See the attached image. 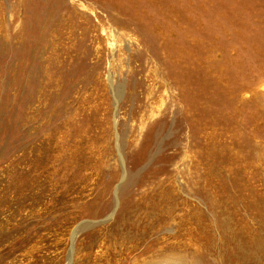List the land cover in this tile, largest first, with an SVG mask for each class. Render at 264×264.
Here are the masks:
<instances>
[{"label":"rangeland","instance_id":"obj_1","mask_svg":"<svg viewBox=\"0 0 264 264\" xmlns=\"http://www.w3.org/2000/svg\"><path fill=\"white\" fill-rule=\"evenodd\" d=\"M0 211V264H264V0H0Z\"/></svg>","mask_w":264,"mask_h":264},{"label":"bare ground","instance_id":"obj_2","mask_svg":"<svg viewBox=\"0 0 264 264\" xmlns=\"http://www.w3.org/2000/svg\"><path fill=\"white\" fill-rule=\"evenodd\" d=\"M68 62V61H67ZM69 70V69H68ZM67 70V71H68ZM70 73V72H69ZM72 75V74H71ZM67 76V75H66ZM75 80V79H74ZM64 82V81H63ZM66 83V82H65ZM64 83V84H65ZM71 86V85H70ZM69 86V87H70ZM61 88V87H60ZM64 92V91H63ZM47 93V92H46ZM43 94V93H42ZM71 94V93H70ZM69 94V95H70ZM68 95V94H67ZM42 101L46 99L45 95H42L41 97ZM67 97H65L66 99ZM53 99V98H52ZM51 100V99H50ZM53 101V100H52ZM51 104V103H50ZM49 105V104H48ZM57 106V105H56ZM59 106V105H58ZM64 107H65V116L67 114V110H68V103L64 100ZM48 108V107H47ZM71 108V107H70ZM62 110V108H61ZM60 110V111H61ZM43 111V110H41ZM49 111V109H48ZM47 111V112H48ZM63 112V110H62ZM71 116V115H70ZM42 117V116H41ZM43 119V118H42ZM67 120L66 124L67 126H70V122L69 119L66 118L65 121ZM43 121V120H42ZM46 124V123H45ZM51 125V123H50ZM44 128V127H43ZM45 129V128H44ZM48 129V128H47ZM43 130V129H42ZM72 134V133H71ZM33 135V134H32ZM85 137V136H84ZM42 139H38L37 137L33 138L31 140V147L29 150V158H30V181L27 183V188H26V193L22 192L23 197H26L25 199L29 200L30 202V210L32 212V216L36 215L34 213L35 209L38 208V206H42V208H44L45 206L41 204V199L39 198H45L47 195V193L50 194H54L55 190L57 189V184L54 180H53V166L49 167L47 164V160H45V158L42 156V146L44 149L45 144L51 140V138H49L46 134H42L41 137ZM56 139V138H55ZM72 139V138H71ZM70 139V140H71ZM60 142V141H59ZM58 146V145H57ZM56 146V147H57ZM62 146V145H61ZM57 149V148H56ZM71 149V148H70ZM48 152V151H47ZM46 152V153H47ZM59 152V151H58ZM38 153H41V156H37ZM79 153V152H78ZM60 156V155H59ZM63 156L61 155L60 158H62ZM49 158V157H48ZM59 158V157H58ZM59 158V159H60ZM65 159V158H64ZM67 159V158H66ZM28 160V158H27ZM53 160V159H52ZM54 162H57V158H54L53 164ZM64 162V160H63ZM62 162V163H63ZM72 162V161H70ZM61 163V164H62ZM69 162L65 161L64 162V166L68 165ZM59 168V167H58ZM66 172V171H64ZM60 173V172H59ZM58 174V173H57ZM60 175V174H59ZM62 175V174H61ZM71 175V174H70ZM56 176V175H55ZM60 180V179H59ZM6 189V188H5ZM8 192H11L12 190L7 189ZM15 197L18 196V193H14ZM63 195V194H62ZM65 196V195H64ZM14 198H11L7 203V206L5 208H13L17 203L13 202ZM60 199V198H59ZM63 199V197H62ZM61 200V199H60ZM3 211V210H1ZM0 211V215H3L4 212L2 213ZM39 212V211H38ZM2 213V214H1ZM39 216H34L33 219V223L36 224L37 220L36 218H38ZM19 234V232L13 227V228H8V221H2L0 219V254H4L5 256H13L16 252H17V248H18V239L19 237H17ZM180 264H185L180 263Z\"/></svg>","mask_w":264,"mask_h":264}]
</instances>
